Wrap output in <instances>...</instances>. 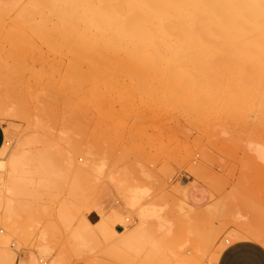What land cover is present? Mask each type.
I'll use <instances>...</instances> for the list:
<instances>
[{"label":"rangeland","instance_id":"rangeland-1","mask_svg":"<svg viewBox=\"0 0 264 264\" xmlns=\"http://www.w3.org/2000/svg\"><path fill=\"white\" fill-rule=\"evenodd\" d=\"M23 1L0 0L4 9L0 10V107H7L11 113L0 118L7 147L0 160L7 162L13 152L31 140L36 142L27 148L32 159L50 162L39 164L41 169L37 174L44 176L37 175L39 182L25 187L14 214L6 211L7 194L0 206V235L9 239V243L0 240V250L14 256L13 264L20 261L23 252L31 255L37 264H168L164 256L148 257L160 238L154 221L147 225L144 236L141 233V250H132L129 237L139 219L124 194L128 187L136 185L142 189L150 187L146 189L149 195L146 205L160 203L171 204L175 209L178 205L193 209L197 229L209 235L214 243L207 255L200 256L196 251L191 252L200 245L195 239L190 252L199 264L216 258V254L234 241L231 236L235 232L245 233L244 229L253 227L264 233V165L249 146L250 143L264 145V97L257 96L262 94L258 89L262 86L264 89L261 81L264 71L254 76L222 70L224 74L227 72L223 78L219 72L202 73L200 78L197 76L200 83L211 82L212 89L203 85L194 95L198 98V94L201 97L204 93L213 98L207 99L205 95L204 99L202 94L198 101L196 95L186 92L188 89H177V93L162 83L161 86L158 79L146 80L145 76L137 74V77L124 69L114 71V67L112 70L108 61L103 62L83 49L78 42L80 38H76L78 33L73 32L74 40L72 32L56 19L58 15L53 13V16L48 10L44 11L49 13L48 18L43 12L41 17L35 15V21L24 23L19 12ZM229 80L234 81L232 85L228 84ZM238 83L247 87L246 95ZM249 85L255 86L251 88L254 91ZM231 86L241 89L242 95ZM205 88L210 93L202 91ZM188 93L195 98H190ZM67 158L71 159L69 163ZM44 165L53 168L59 179L53 170L50 175V168L45 175L42 170L48 167ZM61 166H65L63 171ZM59 170L64 172V177ZM43 178L50 180L42 182ZM183 181L187 186L181 185ZM196 184L210 191V199L203 207L189 201L188 191ZM107 200L115 203L116 209L93 223L88 230L87 247L77 252L70 245L71 233L79 222H90V209ZM117 225L125 230L116 231ZM257 225L260 227H254ZM42 247H45L43 252ZM20 264L26 263L20 261Z\"/></svg>","mask_w":264,"mask_h":264},{"label":"bare ground","instance_id":"bare-ground-1","mask_svg":"<svg viewBox=\"0 0 264 264\" xmlns=\"http://www.w3.org/2000/svg\"><path fill=\"white\" fill-rule=\"evenodd\" d=\"M19 7L20 17L25 20L19 21H24V23H26L27 20H33L38 14L41 17V14H43L45 10H48L53 16L54 14L58 15V18L56 19L63 24H61L63 27H66L65 29L68 32H72L71 36H73V38H75V33L73 34V32L78 33V37L76 38H78V40L80 38V41L78 42H81L79 45L81 46L82 44L83 49H85L88 53H93L97 58L100 57V60H103V62L108 61L111 69L113 67L115 68L114 71L124 69L130 72L131 75H143L146 77V80L149 78H151V81L152 79H158V82H160L159 84L162 83L163 87L176 90L177 93V89L183 90L181 88H185V90L188 89L186 92H191V94L194 95V92H198L197 89L204 88L205 86H209L211 88V82L206 81L207 84H205L206 82L204 84L203 82L200 83L198 77L202 73L219 72L221 76H227V72L224 74L220 71L233 70L239 71V74L253 73L255 76V74L259 71H264V0H27L21 2ZM9 9L10 8L7 10ZM0 10L4 9L0 7ZM16 14L15 17L17 16ZM48 14H43V16L45 17L47 15L46 18H48ZM4 16L5 15L2 17L4 18ZM20 17L19 19H21ZM53 18H51V20H53ZM46 20L48 19H45L44 21ZM63 27L61 28L62 31ZM66 30L61 33H65ZM69 34L67 33V35ZM71 36L70 38L73 39ZM76 38L74 40H76ZM78 42L76 44H78ZM101 61L99 63H102ZM106 69H108V67ZM119 71L116 73L119 74ZM229 74L231 75V73ZM249 74L247 75L249 76ZM110 75L111 74L108 76ZM206 75L207 74H205V77ZM233 75L235 74L233 73ZM247 75L246 77H248ZM235 77H238V75L236 74ZM248 78L252 79L253 77ZM134 80L135 78H133V81ZM261 81H264V79ZM231 82L234 81L231 80ZM231 82L229 80L228 84L232 85L233 83ZM244 84L245 83H243V85ZM241 86L242 84L240 83L239 87ZM254 87L251 86L250 89ZM206 88L209 89L208 87ZM206 88L201 90L207 91ZM232 88L235 89L236 87ZM232 88L231 90H233ZM261 88L258 90L259 92H262V94H256L259 97L260 95L264 97V89L262 90ZM241 89L242 91L245 90L242 94L247 92V87H243ZM250 89L248 91H250ZM195 90H197V92ZM236 90L237 89H235V91ZM239 90H237L238 94L241 92H239ZM252 90L253 89H251V91ZM255 90V92H258L257 89ZM199 93L202 92L199 91ZM202 94L204 95V93ZM202 94L201 97L200 94H198V96L203 98ZM246 94L247 93H245V95ZM205 95L207 96V94ZM205 95L204 99L208 97L207 99L211 100V98H213L210 95L205 97ZM192 96L190 97L189 94V97L193 99L194 96ZM195 97L197 98V95ZM242 98L244 97L242 96ZM258 100L260 101L259 98ZM198 101H200V99ZM3 108L0 107V118H5L7 115L11 116V113L8 111L10 109L7 110V107ZM16 111L14 110V112ZM12 115L14 116L15 113ZM53 123H55V121ZM8 144H10L9 141ZM34 144H36V142L31 140L26 141L18 150L11 154L7 162L0 160V206L3 204V200L7 194L6 211L8 213L14 214L16 212V208L20 203L18 197L23 194L25 187L27 188L29 186H33L35 182L36 184L39 182L37 173L41 169H39V164L41 162L37 160L34 161L32 159L33 157H31L32 155H30L31 152L27 151V148H32ZM249 146L252 147L255 157L264 165V145L250 143ZM6 150L7 147L3 146L0 150V154H3ZM63 154L64 153H62L61 156ZM45 159L46 158H44V160ZM69 159L67 158L68 163L71 160ZM52 160L54 161L55 159ZM47 161L50 162V160ZM53 161L51 162L53 163ZM57 161L58 160H56V162ZM45 162L41 163V165ZM49 165H51V163H49ZM44 166H46L45 168L47 169L48 166ZM65 166L63 168H65ZM71 166L73 171L74 166ZM52 167L54 168V163ZM49 168L50 167H48L45 171L42 170L43 173L45 174V172L47 173V171H50L51 168ZM53 168L51 169V172H49L50 175H52ZM63 168L61 166V169H59L63 171ZM77 170L79 171V169ZM64 171H66V169ZM54 172L56 173L55 170H53V173ZM55 173L53 175H55ZM61 174L62 175L60 176L64 177V172H61ZM41 176L43 177L44 175L42 174ZM55 176L58 178L57 174ZM48 177L46 176L45 178L48 179ZM45 178L42 179V182H49L50 179L47 181ZM126 179L128 178L126 177ZM131 182H133V180ZM131 182L129 183L133 187ZM141 182L139 184L144 185V183ZM135 184L136 183H134V185ZM127 185L128 184H126V187ZM136 186L135 188L128 187V192H125L127 194H124L127 198L128 205L137 211L139 219L137 228L132 232V234H130L129 237L132 250L134 252H139L141 250L143 247H141V233L143 232L144 236V232L147 230V225L150 221H154L156 233L160 235V238L155 241L153 249L149 253V258L164 256V259L168 264H199L200 262H198V259L196 261L197 263L194 262L195 256L191 252H197L200 256L207 255L209 253V249H211L210 247L213 239L206 233L197 229L195 219L196 215H194L193 209H184V206L181 207L177 203H175V205H178L176 209L172 207L171 204L170 206H168L169 204L162 205L160 203L146 205L145 200L149 196L147 195L146 189L150 187H145L146 189H142L140 187V189L138 187L136 188ZM185 194V196H187V192H185ZM218 204L219 203H217V206ZM115 209L116 204L107 200L106 202L96 205L94 208L90 209L89 214L97 213L99 217H101L103 214ZM218 211L220 210L218 209ZM195 213L197 214L198 211L196 212L195 210ZM198 215L199 214H197V216ZM238 216L241 217L239 214ZM93 223L96 222H92L91 220L90 222H79L75 230L71 233L70 245L71 247L76 248L75 250L77 252H82L87 247V234L88 230L92 229ZM254 227L260 226L257 225ZM244 230L245 233L235 232L232 236H230L234 239V241L246 238L255 239L264 245V233L253 227ZM41 238L44 240L46 238V234L43 233ZM195 239L200 241V245L198 247L197 242V250L195 248L194 251L192 250L190 252V247L193 245L194 241H196ZM0 240H3L2 242L4 243H9V239L7 237H2L1 235ZM44 249L45 247H42L41 252H43ZM216 255L219 256V253ZM218 256H216V258H209L207 260V264H216ZM19 259L21 262L26 264H37L35 259L27 252L21 253ZM20 261H17L16 264H20ZM14 262V256L11 253L5 250H0V264H13Z\"/></svg>","mask_w":264,"mask_h":264},{"label":"crops","instance_id":"crops-1","mask_svg":"<svg viewBox=\"0 0 264 264\" xmlns=\"http://www.w3.org/2000/svg\"><path fill=\"white\" fill-rule=\"evenodd\" d=\"M6 141L4 125L0 122V150ZM181 185L187 186L185 181ZM189 201L196 207H203L210 199V191L202 184L192 185L188 191ZM97 213L89 214L92 222L99 220ZM116 231L125 230L121 225L115 227ZM216 264H264V245L255 239H240L228 244L219 253Z\"/></svg>","mask_w":264,"mask_h":264}]
</instances>
